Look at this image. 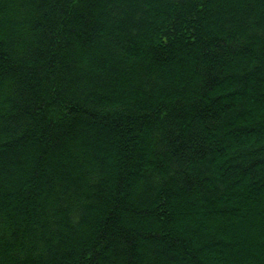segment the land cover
<instances>
[{
	"label": "trees",
	"instance_id": "trees-1",
	"mask_svg": "<svg viewBox=\"0 0 264 264\" xmlns=\"http://www.w3.org/2000/svg\"><path fill=\"white\" fill-rule=\"evenodd\" d=\"M0 264H264V0H0Z\"/></svg>",
	"mask_w": 264,
	"mask_h": 264
}]
</instances>
